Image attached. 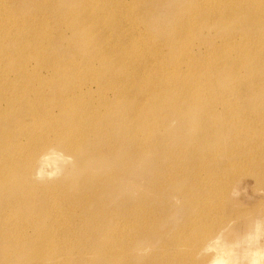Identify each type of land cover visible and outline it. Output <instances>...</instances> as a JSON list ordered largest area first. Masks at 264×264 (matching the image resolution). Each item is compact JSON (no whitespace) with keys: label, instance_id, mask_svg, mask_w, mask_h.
I'll return each mask as SVG.
<instances>
[{"label":"rangeland","instance_id":"obj_1","mask_svg":"<svg viewBox=\"0 0 264 264\" xmlns=\"http://www.w3.org/2000/svg\"><path fill=\"white\" fill-rule=\"evenodd\" d=\"M43 1L5 0L16 19L31 18L42 5L40 21H48L54 33L71 27L63 22L69 6L75 5V16L84 12L82 0H54L51 10L43 9ZM152 1L143 2L144 12L134 19L165 55L169 46L189 42L192 56L215 61L204 52L213 43L223 44L226 33L264 36V25L253 27L242 15L224 18L231 8L224 4L232 0ZM104 18L101 27L84 22L62 32L69 40L54 47L60 60L86 66L111 39L126 47L139 44L135 31L118 34L120 24ZM188 28L194 32L184 33ZM187 34L192 35L184 39ZM12 37L3 41L13 53L6 61L12 65L18 63L16 52L24 55L18 72L26 83L33 78L23 68L33 61V50ZM119 67L109 78L128 87L130 78L121 77ZM1 68L0 75L10 73ZM237 68L220 64L211 75L196 76L211 79L213 93L207 98L215 115L177 100L178 89L158 90L135 93L144 105L126 104L122 111L120 96H104L105 108L95 123L63 78L44 82V105L59 119L58 134L40 116L28 131L55 134L47 145L51 151L31 160L14 155L15 164L0 170V264H214L216 259L250 264L251 253L264 252V62L253 59ZM50 72L42 73L46 81ZM235 77L237 91L229 89ZM17 111L16 118L0 121V167L2 156L11 158L16 145L5 134L25 130V107ZM63 133H82V139L63 146Z\"/></svg>","mask_w":264,"mask_h":264},{"label":"bare ground","instance_id":"obj_2","mask_svg":"<svg viewBox=\"0 0 264 264\" xmlns=\"http://www.w3.org/2000/svg\"><path fill=\"white\" fill-rule=\"evenodd\" d=\"M45 1L47 6L43 7V9L51 10L54 0H44L43 2ZM82 1L84 2V12L82 15L75 16L73 13L75 5L69 6L64 11V17H62L65 26L71 27H66L54 33L56 29L48 27V21H40L38 9L42 8V5H37V8L32 10L31 18L16 19L9 13L7 8L11 11H14V9L6 5L5 0H0V68L7 67V72L10 71V73L4 76L0 75V121L16 118L18 106H24L26 112V116L22 119V128L25 130H16L5 134L9 139H14L16 145L10 151L11 158L6 157L7 153L2 156L4 167L1 166L0 170L12 167L15 164V160L13 161L14 155L16 159L28 156L31 160L33 154H36L34 157L41 158L45 153L51 151L47 145L54 139L55 134L53 133H57L56 127L58 126L59 119L55 115H50L53 110H47V107L44 105L43 99L46 96V93L43 91L45 87L44 82L49 84L52 79L60 80L63 78V81L69 87H72H70L71 91L76 101L80 103V107L84 109L86 115L93 119L95 123L102 116L100 111L105 108L104 103L106 101L103 100L104 96H120V107L118 109L122 111L126 108V104L130 103L143 106L144 100L139 101V95L142 93L153 95L158 90L174 91L178 89L180 92L176 94L179 97V99L176 98L177 100L190 105L205 106L215 115L214 111L216 109L207 98L210 93H213L211 79L196 76L201 72L211 75L220 64H231L236 70H239L237 65L249 64L253 59L258 62H264V36L251 35L247 38H242L233 32L225 34L227 38L223 44L215 47V43H213L211 45L212 48L204 52V56L207 59L213 58L215 61H202L200 58L197 59L194 55L192 56V48L190 49L187 46L189 42H180L174 48L173 46H169L170 53L165 55V51L161 49V45L158 46V40L154 41L152 34L146 33L141 23H136L134 19L139 13L144 12L142 3L152 4V0ZM217 1L219 0H211V4L212 2L215 4ZM224 6H228L229 8L231 6L230 10L223 14L224 18L229 19L236 15H242L247 24H252L253 27L264 25V0H245L239 3L232 0L231 3L224 4ZM106 11L107 14L104 15ZM104 17L107 19L111 18V21L108 19L110 23L120 24L116 26L117 29L119 28L118 34L125 36L130 33V30L135 31L138 37L135 33L134 35L139 44L137 42V45L134 44L132 46L133 43L129 42V46L127 45L126 47V43H122L114 38L103 49L94 52L92 62L86 66L76 63V60L68 61L67 63L62 62L59 53L54 47H56V44L68 41L69 38L64 39L61 37V33L65 32L66 29L71 30L72 26L84 22H90L94 27H101L106 22ZM102 18L105 20L100 23ZM110 26L112 29L113 26ZM117 29H115V32ZM178 31L176 30L175 32ZM187 32L193 33L194 31L192 28H188L184 33ZM12 35L19 39H24L26 44H29L33 50L31 53L34 56L33 61L23 68V74L26 73L33 79L28 80L26 83L23 80L24 85L20 80L18 72L20 60L24 58V55L18 51L15 58L18 60V63L8 65L9 63L6 61V55L10 54L13 57V53H11L8 45L3 41L7 40L8 42V40L13 38ZM191 35L187 34L184 39H188ZM181 37L183 36L181 35ZM130 43L132 44L131 47ZM240 43H243V48H238L239 45L237 44ZM157 46V50H149ZM175 48L177 50L174 51ZM119 63L121 64V67L118 68L121 71L120 76H128L131 81L130 85L125 88L109 78L110 71L115 69L116 64ZM142 67L144 70L140 71ZM48 70L52 73L50 72L48 75L49 80L46 81L42 73L43 71L48 72ZM240 82H242L241 79H239ZM238 86V78L235 77L230 81L229 89L237 91ZM135 93L139 95L136 97ZM39 108H41V111L38 113ZM118 109L114 111L115 114L120 112ZM36 114L37 117L35 118L37 122L33 123L31 116ZM40 116L51 127L49 131L53 133L28 131L34 128V124L37 126L41 122ZM111 118L109 122L112 124ZM125 118L126 121L129 120L126 112ZM225 120L228 121L227 119ZM100 124L103 123L101 122ZM96 127L93 131H95ZM61 136L62 140H60V143L63 146L77 145L82 139V133L76 136L74 133H63ZM261 253L264 254L261 250L254 251V254L251 253L250 257L252 261L250 264L252 262L258 264L263 256ZM214 264H223V262L216 259Z\"/></svg>","mask_w":264,"mask_h":264}]
</instances>
